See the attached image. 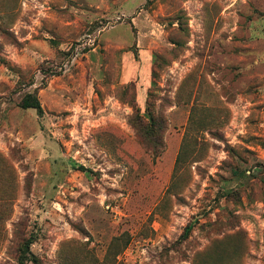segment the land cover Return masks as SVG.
Returning a JSON list of instances; mask_svg holds the SVG:
<instances>
[{
    "label": "rangeland",
    "instance_id": "1",
    "mask_svg": "<svg viewBox=\"0 0 264 264\" xmlns=\"http://www.w3.org/2000/svg\"><path fill=\"white\" fill-rule=\"evenodd\" d=\"M252 4L237 30L213 13L202 29L190 10L142 29V5L0 0V264H264V0ZM251 50L259 62L239 71ZM137 114L157 120V153Z\"/></svg>",
    "mask_w": 264,
    "mask_h": 264
},
{
    "label": "crops",
    "instance_id": "2",
    "mask_svg": "<svg viewBox=\"0 0 264 264\" xmlns=\"http://www.w3.org/2000/svg\"><path fill=\"white\" fill-rule=\"evenodd\" d=\"M114 2L120 4L119 11L122 15L135 13L137 7H140V5H142L143 7L140 10V13L133 19V21L136 22L142 29H164L169 23H171L173 26H176L178 25V20L170 17L173 14L180 12V10H190L193 14L192 19H190L191 23H199L198 25H200L202 29L205 28V26L203 27V24L205 25L204 21H202L203 16L206 18L209 13H213V16L214 14L218 15V19L215 21L216 26H214V21L211 22V27L219 28L221 27V24L224 23L223 28L225 29L226 27H228L226 23V18L232 15L234 18V27H230H232L231 29L233 30H237L242 27L243 12L247 11L250 13H254L256 10V7H254L252 4V0H114ZM152 6L156 7L155 9H153V11L156 12L157 17L152 18L150 16H147L144 18V13L148 14L149 8H151ZM248 22L252 24L253 20H250ZM141 38L143 39V36H140V39ZM228 38L231 39V36L229 35ZM154 41L158 43L157 37H154ZM219 50H221V52H219V58L222 57L221 59H226L225 54L222 53L223 48L221 47ZM250 54V68L243 69L241 68V66L237 65L236 67L239 69V71L252 70V68L255 67L259 62L258 54H254L253 56L252 50ZM238 57L240 61H242V59H245V56L242 53L238 55ZM237 74L241 75L242 73H236V75ZM128 75L130 78V74ZM143 99L144 94L142 92L141 100ZM98 126H100V124H98ZM106 127H108V125Z\"/></svg>",
    "mask_w": 264,
    "mask_h": 264
},
{
    "label": "trees",
    "instance_id": "3",
    "mask_svg": "<svg viewBox=\"0 0 264 264\" xmlns=\"http://www.w3.org/2000/svg\"><path fill=\"white\" fill-rule=\"evenodd\" d=\"M30 97L32 98V100H30ZM22 106L23 107H34L40 113L43 111L39 99L35 96H31L30 94L22 99ZM132 120L136 127V135H137L139 142L144 146L146 150L157 153L158 147L161 144L160 139L154 136V133L156 132V127H157L156 126L157 120L155 119L152 120L153 121L152 124H148V123L146 124L143 116L140 114H137ZM149 136H154V138L147 140V137Z\"/></svg>",
    "mask_w": 264,
    "mask_h": 264
}]
</instances>
